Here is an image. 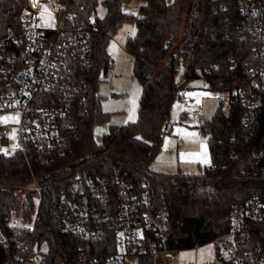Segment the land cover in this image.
Here are the masks:
<instances>
[{
	"label": "trees",
	"instance_id": "1",
	"mask_svg": "<svg viewBox=\"0 0 264 264\" xmlns=\"http://www.w3.org/2000/svg\"><path fill=\"white\" fill-rule=\"evenodd\" d=\"M65 1V0H60ZM99 0H71L75 21L89 30L91 63L78 68V79L85 85L83 103H76L66 133V148L50 162L41 163L30 150L25 157L14 151L0 152V238L11 240L14 216L34 217L32 235L19 230V236L31 237L45 248L43 264H74L83 251L100 255L113 251V234L83 241L78 235L60 229L55 212L58 195L79 183L111 185L114 179L150 186L152 198L168 212V247L176 251L195 249L211 243L230 228V210L254 192L264 194V177H249L242 169L255 160L254 153L264 131L246 140L239 121L243 106L231 104L227 112L220 107L200 130L209 132L206 141L210 163L200 175H167L151 171L165 132L169 128V110L184 86L195 77L208 89L236 87L245 80L244 68L252 61L246 36L238 28L241 0H139L138 14L127 15L121 5L130 0H102L103 18L94 17ZM1 13L6 24H15L25 0H6ZM225 4L224 10H218ZM217 9L216 12H213ZM135 26L125 50L133 58V76L142 87L137 118L119 127H109L97 144L91 134L94 123L107 120L100 110L96 88L100 75L112 60L105 44L123 24ZM180 64L184 67L180 69ZM150 67L148 75L144 67ZM180 71V79L174 77ZM218 166L217 170L211 169ZM34 182L40 192L33 190ZM115 190V187H111ZM24 192L23 197L16 195ZM113 242V241H112ZM83 247L82 250L79 247ZM19 250L13 243L0 242V264ZM139 264H153L140 258Z\"/></svg>",
	"mask_w": 264,
	"mask_h": 264
},
{
	"label": "built area",
	"instance_id": "2",
	"mask_svg": "<svg viewBox=\"0 0 264 264\" xmlns=\"http://www.w3.org/2000/svg\"><path fill=\"white\" fill-rule=\"evenodd\" d=\"M70 1L25 0L15 24L0 22V112L17 111L19 120L14 125H0V152L5 155L19 151L26 157L34 150L39 161L47 163L66 148L74 106L83 103L87 95L85 85L78 79V68L88 66L92 60L89 30L75 21ZM237 8L238 28L248 38L254 59L244 68L245 80L241 84L217 92L219 107L223 110L226 106L225 112L233 102L241 103L239 121L243 137L249 140L255 132L264 131V0H241ZM224 9L225 4H220L218 10ZM50 16L53 25L44 26ZM93 20L90 17L92 23ZM130 38L127 35V40ZM112 65L113 62L110 68ZM183 67L180 64V69ZM149 73L150 67H144L143 74ZM179 98L184 99L182 95ZM194 114L202 116L200 107ZM10 128L16 129L15 150L9 149L14 145L7 138ZM208 137L209 132L199 129V142ZM254 157L242 172L249 177H264V134ZM217 168L211 167L214 171ZM76 183L75 189L57 197L55 212L60 229L83 241L101 238L106 232L114 238L112 252L90 255L82 251L74 264H127V258H135L139 264L140 258L153 262L155 256L166 259L176 252L168 247L167 209L154 201L147 183L136 185L120 179L107 186L81 184L78 179ZM113 186L115 190L110 189ZM32 189L40 192L36 182ZM34 220H24L21 215L11 219L14 237H1L0 242L5 246L13 243L19 251L2 264H43L45 248L31 237L19 236L21 229L32 235ZM229 220V230L211 242L215 258L209 264H264V194L254 192L235 203Z\"/></svg>",
	"mask_w": 264,
	"mask_h": 264
},
{
	"label": "rangeland",
	"instance_id": "3",
	"mask_svg": "<svg viewBox=\"0 0 264 264\" xmlns=\"http://www.w3.org/2000/svg\"><path fill=\"white\" fill-rule=\"evenodd\" d=\"M101 1H98L95 12L91 13L92 18L104 17L105 8ZM6 3V0H0V10ZM141 4L139 0H130L121 5V11L135 16ZM48 18L43 22L44 26L53 25L51 16ZM4 20L5 15L0 11V22L4 23ZM127 35L131 38L135 35V26L131 23L121 25L105 44L106 54L114 66L108 70L111 74L108 73L104 78L103 74L100 75L101 81L96 88L101 97L100 110L108 115L107 120L94 123L91 127L92 137L99 144L109 127H119L136 120L140 84L133 76V58L125 50ZM180 76V71L175 74V82L179 81ZM181 95L184 97L183 101L176 98L170 107L169 128L163 135L160 149L150 169L167 175H200L210 163V158L206 139L199 142L197 133L203 122L210 120L218 109L219 93L209 90L204 80L193 79L186 83ZM198 107L202 112L201 117L194 114ZM222 108L226 110V106ZM18 122L17 111L0 112V125H14ZM7 138L14 144L9 149L15 150L18 147L15 128H10ZM16 195L23 197L24 192H17ZM214 258L215 245L209 243L191 250L176 251L166 259L155 256L152 261L153 264H209ZM126 263L137 264V260L127 258Z\"/></svg>",
	"mask_w": 264,
	"mask_h": 264
},
{
	"label": "crops",
	"instance_id": "4",
	"mask_svg": "<svg viewBox=\"0 0 264 264\" xmlns=\"http://www.w3.org/2000/svg\"><path fill=\"white\" fill-rule=\"evenodd\" d=\"M113 66H114V65H112V67H113ZM108 70H109V69H108ZM108 70L105 72V74H104L105 76H106L108 73L111 74V72L108 71ZM111 89H112V87H111ZM141 91H142V87H141V85H140V90H139V93H138V94H139V97H140ZM182 96H183V95H182ZM136 118H137V115H136ZM132 122H134V121H132ZM129 123H131V122H129ZM124 124H125V123H124ZM94 141H95V140H94ZM101 141H102V139H101ZM95 142H96V141H95ZM96 143L99 144L98 142H96Z\"/></svg>",
	"mask_w": 264,
	"mask_h": 264
},
{
	"label": "water",
	"instance_id": "5",
	"mask_svg": "<svg viewBox=\"0 0 264 264\" xmlns=\"http://www.w3.org/2000/svg\"><path fill=\"white\" fill-rule=\"evenodd\" d=\"M194 80H198V77H195Z\"/></svg>",
	"mask_w": 264,
	"mask_h": 264
}]
</instances>
